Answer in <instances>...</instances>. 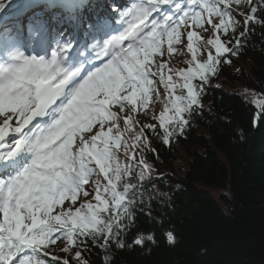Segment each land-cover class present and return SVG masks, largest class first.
Instances as JSON below:
<instances>
[{
    "label": "snow or ice",
    "instance_id": "obj_1",
    "mask_svg": "<svg viewBox=\"0 0 264 264\" xmlns=\"http://www.w3.org/2000/svg\"><path fill=\"white\" fill-rule=\"evenodd\" d=\"M107 8L94 0H0V264H69L54 255L57 241L61 252H74L75 264H88L79 245L89 238L100 248L124 249L133 208L152 187L144 184L152 171L146 153L155 152L145 129L156 134L157 125L137 127L138 103L146 108L153 95L159 100L160 86L165 95L175 91L164 69L185 36L189 63L208 49L195 68H168L182 76L187 95L170 98L153 117L167 144L183 131L184 114L199 104L221 58L235 54L219 33L227 36L242 21L239 48L254 22L264 24L257 18L264 0H131ZM105 13L116 27L104 23ZM66 23L83 29V51L53 27ZM194 29L215 35L205 39ZM81 194L96 203L75 207ZM166 238L175 243L171 231ZM145 240L154 236L138 234L127 247Z\"/></svg>",
    "mask_w": 264,
    "mask_h": 264
},
{
    "label": "trees",
    "instance_id": "obj_2",
    "mask_svg": "<svg viewBox=\"0 0 264 264\" xmlns=\"http://www.w3.org/2000/svg\"><path fill=\"white\" fill-rule=\"evenodd\" d=\"M257 18L264 20V13L258 11ZM250 27L239 48L235 38L245 31L242 21L227 36L219 34L235 54H226L228 62L221 58L203 85L199 104L184 114L183 131L167 144L153 117H159L168 98H153L152 106L135 116L137 127L157 125L156 134L145 129L155 152L146 153L152 171L144 184L152 187L133 208L135 221L124 249L100 248L90 238L79 245L88 264H264V24ZM200 51L206 60L208 49ZM169 231L175 243L168 242ZM138 234L152 235L154 242L127 247ZM62 247L61 242L52 245L54 255L75 264L74 252L63 253Z\"/></svg>",
    "mask_w": 264,
    "mask_h": 264
},
{
    "label": "rangeland",
    "instance_id": "obj_3",
    "mask_svg": "<svg viewBox=\"0 0 264 264\" xmlns=\"http://www.w3.org/2000/svg\"><path fill=\"white\" fill-rule=\"evenodd\" d=\"M91 1H92V0H91ZM5 2H6V0H5ZM86 3H87V2H86ZM127 4H128V3H127ZM127 4H126V5H127ZM85 10H86V8L84 9V11H85ZM74 25H75V24H73V23L61 24V25H59V26H57V25L54 24L53 27H54V28H55V27H59V28H60V32H61V34H62L63 36H65V37L71 38V39H72V42H73V46H74V43H75V42L73 41L74 38H75V39H77L78 37L80 38L81 34L83 33L82 29H78V31H79L78 33L74 32V30H72L73 28H75ZM63 26H64V28H65L66 31L62 29ZM208 27H210V25H209ZM67 29L69 30V32H67ZM62 30H63V32H62ZM194 31H196L200 36L204 37L205 39L209 38V36L215 35L214 33H209V32L203 31L202 29H194ZM184 39H185V44L182 45V46H180V47H181V51L172 54L171 59H170V62H169V65H168V68H174V69L177 70V72H179L180 70H184V69L181 67V65L183 66L184 63H186V62H185V59H186L187 62H188V63H186V65H187L186 67H187V68H189V67L195 68V63L197 62V61H196V62L189 63L190 61H192V59H190V57L185 56V55L182 54L183 52H185V53L189 54L190 56H193V53H190V52L187 51V47H186V36L184 37ZM194 39H195V38H194ZM81 40H82V39H81ZM198 43H200V41H199ZM193 47H194V48H197V47H196V44H194ZM196 55H197V52H196ZM233 66L235 67L236 64H233ZM168 68H165V69H164L165 73H166L167 75H172V76H173V82L176 83L178 86H179V85H182V84H183V78H182V76H180V75H178V74H174V73L168 72ZM160 89H161V88H160ZM161 91L163 92L164 90H161ZM186 92H187V90L185 89V92H183V94H182V93H181L180 91H178V89L176 88L174 92H169V97H170L171 99H174L175 96H177V95H184V93H186ZM153 97H154V95L152 96L151 100L149 101L147 107H149L150 105L152 106V103L154 102ZM141 107L144 108L143 106H141ZM147 107H146V108H147ZM146 108H145V109H146ZM141 113H142V111H139V112H137V113L135 112V115H137V116H141ZM177 147H178V146H177ZM178 149H179V151H180V153H181V150H180L179 147H178ZM180 167H181V163H180L178 160H176V161L174 162V168H175L176 170H179ZM85 187H86V188H91L92 185L89 184V185H86ZM88 201H91L93 204L96 203V201L94 200V196L83 197V195L81 194L80 198H79V199L77 200V202H76L75 207H79L81 203H85V202H88ZM69 203H70L69 201H65V206L68 205ZM58 210H59V209H57V211H58ZM59 244H60V241H57V244H56V245L58 246ZM56 245H55V246H56Z\"/></svg>",
    "mask_w": 264,
    "mask_h": 264
}]
</instances>
